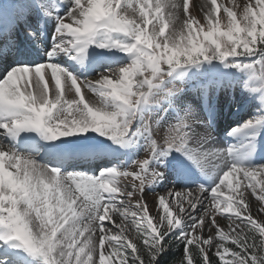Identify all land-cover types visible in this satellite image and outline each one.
I'll return each instance as SVG.
<instances>
[{"label": "snow or ice", "instance_id": "obj_1", "mask_svg": "<svg viewBox=\"0 0 264 264\" xmlns=\"http://www.w3.org/2000/svg\"><path fill=\"white\" fill-rule=\"evenodd\" d=\"M199 11L0 0V264H264V0Z\"/></svg>", "mask_w": 264, "mask_h": 264}, {"label": "rangeland", "instance_id": "obj_2", "mask_svg": "<svg viewBox=\"0 0 264 264\" xmlns=\"http://www.w3.org/2000/svg\"><path fill=\"white\" fill-rule=\"evenodd\" d=\"M204 2H205V0H190V8H191L192 14L194 16H196L197 19H200L201 21H202V12L199 11V6L201 4H203ZM221 2L227 4L228 0H218V3H221ZM235 2L240 4V5H243L244 3L247 2V0H235ZM193 4H195L196 7H192ZM71 95L72 94H68V97L71 98ZM87 98L89 100H95V97L91 93L87 94ZM232 119L237 120L239 118L233 117ZM217 136H218V146H222V147L226 146V141H225V138L223 136V129H221V131L217 134ZM227 142H231V141H227ZM143 155H144V153H141L142 157H143ZM129 181H130V178L128 180L122 179V184L129 183ZM165 191H166L165 189L160 188L157 190L156 194H147L145 197V199L148 203L150 212L153 215V217H157V211H158L157 204H156V195L164 194ZM245 195H249V193L246 192ZM125 203H128V201L126 200ZM133 203H134V201H133ZM254 204H255V201H254ZM253 216L256 217L257 219L261 220V221H264V214L257 215V213L255 211V207L253 208ZM117 222H119V220H117ZM220 223L224 227V230L228 231L227 226H228L229 222L227 220H222V221H220ZM128 235H129V238H132L135 235V232L133 230H131V226L129 227ZM205 235H207V233H205Z\"/></svg>", "mask_w": 264, "mask_h": 264}, {"label": "trees", "instance_id": "obj_3", "mask_svg": "<svg viewBox=\"0 0 264 264\" xmlns=\"http://www.w3.org/2000/svg\"><path fill=\"white\" fill-rule=\"evenodd\" d=\"M182 257V245L180 246L179 250L173 249L172 252L169 254L168 260L169 264H178V261Z\"/></svg>", "mask_w": 264, "mask_h": 264}]
</instances>
